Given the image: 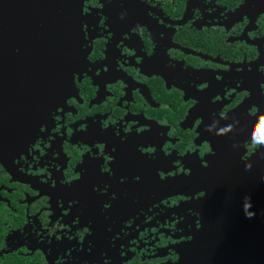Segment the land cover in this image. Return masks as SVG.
<instances>
[{"label":"flooded vegetation","instance_id":"obj_1","mask_svg":"<svg viewBox=\"0 0 264 264\" xmlns=\"http://www.w3.org/2000/svg\"><path fill=\"white\" fill-rule=\"evenodd\" d=\"M16 2L0 11V264H176L208 211L250 209L264 0Z\"/></svg>","mask_w":264,"mask_h":264},{"label":"water","instance_id":"obj_2","mask_svg":"<svg viewBox=\"0 0 264 264\" xmlns=\"http://www.w3.org/2000/svg\"><path fill=\"white\" fill-rule=\"evenodd\" d=\"M16 1L18 7L13 9L18 12L17 17H21L48 0ZM64 1L69 3V8L80 11L85 0ZM0 2L5 8L0 9L1 13H9V0ZM33 127L32 124L27 126L26 139L31 136ZM244 167L247 180L239 182L243 184L242 193L251 195L250 209L224 210L222 219L217 216L218 209L208 211L201 230L180 252L176 264H264V149L255 152ZM244 203L246 205V200Z\"/></svg>","mask_w":264,"mask_h":264},{"label":"clouds","instance_id":"obj_3","mask_svg":"<svg viewBox=\"0 0 264 264\" xmlns=\"http://www.w3.org/2000/svg\"><path fill=\"white\" fill-rule=\"evenodd\" d=\"M253 146H255V143L253 144Z\"/></svg>","mask_w":264,"mask_h":264}]
</instances>
